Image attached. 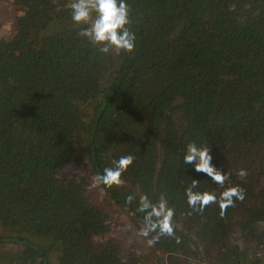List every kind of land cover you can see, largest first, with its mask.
I'll return each instance as SVG.
<instances>
[{
	"label": "trees",
	"instance_id": "obj_1",
	"mask_svg": "<svg viewBox=\"0 0 264 264\" xmlns=\"http://www.w3.org/2000/svg\"><path fill=\"white\" fill-rule=\"evenodd\" d=\"M10 3L12 35L0 38V244L15 247L0 264H264L250 247L264 246V0H127L135 49L119 55L80 38L70 10H56L64 0ZM189 141L207 144L212 164L245 189L224 217L217 204L203 213L187 204L191 179L196 190H222L183 163ZM128 154L124 185L89 190ZM70 163L79 171L60 176ZM140 193L166 195L180 244L161 237L149 248L137 235ZM128 195L136 199L126 205ZM114 220L123 241L109 235Z\"/></svg>",
	"mask_w": 264,
	"mask_h": 264
},
{
	"label": "clouds",
	"instance_id": "obj_2",
	"mask_svg": "<svg viewBox=\"0 0 264 264\" xmlns=\"http://www.w3.org/2000/svg\"><path fill=\"white\" fill-rule=\"evenodd\" d=\"M53 3H56V0H53ZM62 7L70 10L73 24L83 26L80 27L77 35L86 39L99 53L119 55L121 52L134 51L136 35L129 27L131 20L127 0H68L64 5L57 3L56 10L60 11ZM25 14L23 10L18 13L21 16ZM134 160L135 157L131 154L114 159L111 166L103 169L102 174L97 173L92 178L89 190L100 185L106 188L124 185L122 175ZM183 163L192 164L197 172L206 174L222 189L218 193L196 190L200 187V181L191 179V183L185 188V197L193 212L203 213L206 207L217 204L220 209L219 215L224 217L227 209L234 207L237 200L244 201L245 189L239 184H231V171H221L212 164V156L207 144L198 145L195 141H189L186 144ZM63 170L70 172L71 165L65 166ZM235 174L243 180L248 172L247 169L240 168L235 170ZM226 182L228 186H225ZM135 199L134 195H128L125 204H131ZM136 211L143 213L137 235L144 238L147 247H154L161 237H171L177 244L182 242L175 231L178 225L173 222L175 208L169 205L164 193H161L155 202L147 194L140 193Z\"/></svg>",
	"mask_w": 264,
	"mask_h": 264
},
{
	"label": "rangeland",
	"instance_id": "obj_3",
	"mask_svg": "<svg viewBox=\"0 0 264 264\" xmlns=\"http://www.w3.org/2000/svg\"><path fill=\"white\" fill-rule=\"evenodd\" d=\"M66 2H68V0H64ZM11 8V3L10 0H0V38H7L9 39L11 37V22H12V18L11 16L13 15V12L10 11ZM54 28H60V25H58V23H56L54 26L51 27V29L53 30ZM67 165H71V171L70 172H64V167L60 170V176L62 177H69L70 175L77 173L79 171L78 167H76V164L70 163ZM66 165V166H67ZM117 221L118 220H114L115 222V227L114 230L109 234L110 236H114L117 238H121V240L123 241L124 238H127L124 236V232L121 228V225H117ZM0 231H1V226H0ZM131 237L130 238H136L132 233H130ZM138 239V238H136ZM14 244L12 243H6L3 242L0 244V254H4L5 252H7L9 249L14 248ZM250 247H254L257 250H259V254L257 256H259V260L261 263H264V246L263 247H259V245H250ZM201 260V258H200ZM252 260L250 259L249 262H251Z\"/></svg>",
	"mask_w": 264,
	"mask_h": 264
}]
</instances>
